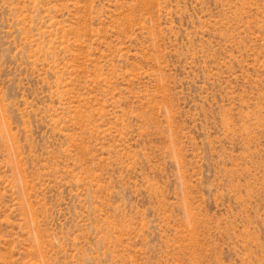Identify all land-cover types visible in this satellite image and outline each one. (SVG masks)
<instances>
[{
    "label": "rangeland",
    "instance_id": "1",
    "mask_svg": "<svg viewBox=\"0 0 264 264\" xmlns=\"http://www.w3.org/2000/svg\"><path fill=\"white\" fill-rule=\"evenodd\" d=\"M0 264H264V0H0Z\"/></svg>",
    "mask_w": 264,
    "mask_h": 264
}]
</instances>
